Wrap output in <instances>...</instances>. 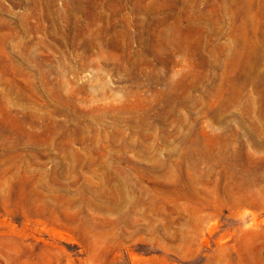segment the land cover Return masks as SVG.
<instances>
[{
    "label": "rangeland",
    "instance_id": "rangeland-1",
    "mask_svg": "<svg viewBox=\"0 0 264 264\" xmlns=\"http://www.w3.org/2000/svg\"><path fill=\"white\" fill-rule=\"evenodd\" d=\"M0 264H264V0H0Z\"/></svg>",
    "mask_w": 264,
    "mask_h": 264
}]
</instances>
